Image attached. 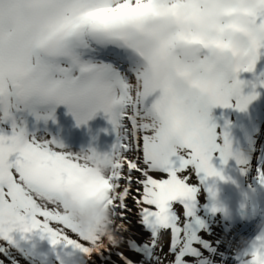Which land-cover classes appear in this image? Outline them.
<instances>
[{"label":"snow or ice","instance_id":"1","mask_svg":"<svg viewBox=\"0 0 264 264\" xmlns=\"http://www.w3.org/2000/svg\"><path fill=\"white\" fill-rule=\"evenodd\" d=\"M261 60L264 0H0V123L12 128L0 129V253L31 244L35 254L39 238L89 256L116 249L120 264H163L167 234L168 264H212L198 197L208 178L225 179L217 156L248 161L211 113L247 109L264 73L255 83L240 74L255 73ZM60 104L78 124L103 111L117 132L113 150L68 154L55 140H30L17 123L16 112L47 120L52 114L39 109ZM258 179L264 185V169ZM68 195L90 218L86 232L67 214ZM133 216L149 234L143 241ZM256 240L264 252V236Z\"/></svg>","mask_w":264,"mask_h":264},{"label":"rangeland","instance_id":"2","mask_svg":"<svg viewBox=\"0 0 264 264\" xmlns=\"http://www.w3.org/2000/svg\"><path fill=\"white\" fill-rule=\"evenodd\" d=\"M260 63H258V66ZM260 72L259 70H257ZM240 78L242 80H246V77L240 74ZM255 91L259 93L257 98L253 100L247 107L245 111H240L239 109L232 107V111L230 113H224L218 109V107H215L212 109V117L216 124L220 126V130L223 131L225 127H227V130L232 129L235 132V139L232 138L233 143L235 141L236 146L235 149L238 151H241L242 148L239 149L240 141L242 142L243 139L241 136H244V132L248 130L249 120L246 121V114L249 109H251L256 102V100H261L260 104H263L264 102V85L261 87H256ZM243 92L245 95H248L253 92V88L249 89L247 86L243 88ZM260 108H258L259 110ZM256 110V112L258 111ZM26 111V110H25ZM23 111V112H25ZM53 111H55L53 109ZM22 111L17 112L20 119V126L26 127L29 139H35L38 142H46V141H52L55 140L57 144L62 145V151L68 154L72 155H88L85 148L81 147L78 144H64L61 141L67 138V134L65 133L66 129L58 128L56 126V123L52 122V118H49L47 120L45 119H37L35 117L34 121H32V125L30 124L29 117H25L26 115H23ZM40 115L43 117L45 116V112L43 108L39 109ZM50 112V111H49ZM103 112V111H102ZM47 114V113H46ZM107 121L104 122V126L106 127L107 132L112 135L110 136L107 141H113L114 145L117 142V132L114 130L113 125L109 121V117L106 116ZM58 122V121H54ZM127 123V122H126ZM246 127V130H245ZM255 126L253 125V128ZM2 129V127H0ZM61 130L60 133H57V130ZM257 136L260 135V138H262L261 141H258L255 137V139L252 141L250 140V145L252 147L251 153H250V162L248 169H246L245 174L248 179V181H251L253 184H256L258 181V170L264 169V128L260 127V129L257 132ZM239 141V143H238ZM255 142V143H254ZM113 145V146H114ZM113 150V149H112ZM111 150V151H112ZM102 151V150H101ZM110 151V152H111ZM216 164L224 168L225 164L221 162V160L218 158V156L214 159ZM192 183H197L196 178L193 176ZM210 186L208 179L204 184V187L202 189V192L200 196L198 197L197 201V212L196 215L200 217L207 225V232L201 233L203 238L208 239L212 242L213 248H214V254H210V258L212 261V264H235L234 255L238 253L239 250H241L245 245V241H250L248 238L249 233L254 229L256 223L258 220L254 221L252 220V214L249 213V210L244 211L245 213L241 215V217L237 220L231 221V223L227 222L226 219V213L224 208V202L227 197H229V194L227 191H223L222 193H217L215 198L212 197L211 193L208 192V187ZM131 203V202H130ZM214 204L219 205L223 210L219 212H213L212 206ZM177 211L181 214L183 217V209L177 205ZM133 226H137L141 228L142 232L145 233L143 236L142 234H139L137 237L138 242L143 241L148 237V233L143 230V228L136 224V217H131ZM119 222V221H118ZM249 224L250 228H248L246 225ZM244 228L245 233L240 235L239 230ZM249 229V231H247ZM141 232V233H142ZM229 232L230 234H228ZM238 232V233H237ZM210 233V235H209ZM161 243L163 245V252L158 253L162 257L163 264H168V262L172 259L170 255H168V246L170 244V236L164 235ZM0 245H5L6 243L0 242ZM72 249V248H71ZM74 251H78L73 249ZM10 252L19 257L21 255L20 251L16 250L15 248H12ZM116 252V249L112 250V253ZM111 253V254H112ZM29 256H33L34 254L29 253ZM111 254L104 253L101 255H97L96 253H93L91 256L86 255L82 252L81 262L77 261L76 263H65V264H103L104 260H107L110 258ZM207 255V253H205ZM52 256V255H50ZM52 257H47L44 260L37 261L36 264H60L57 262V259L55 260ZM0 259H3L5 261V264H10L6 258L2 256L0 253ZM134 261H139L141 257L139 255H134L131 257ZM79 262V263H78Z\"/></svg>","mask_w":264,"mask_h":264},{"label":"bare ground","instance_id":"3","mask_svg":"<svg viewBox=\"0 0 264 264\" xmlns=\"http://www.w3.org/2000/svg\"><path fill=\"white\" fill-rule=\"evenodd\" d=\"M129 76H130L131 81L134 83L135 82L134 75L129 73ZM260 103H261V100L257 99L253 107L247 111V114L245 117L246 121L249 120L248 125H246L248 127V130L243 133L245 134L244 136H241L243 141L242 142L240 141V145L238 147L239 149L242 148V150L239 152L243 153L245 159L248 161V164L246 166L240 165L242 172H245L246 169H248L249 162L251 161L250 153H251L252 147L250 145V140L253 141L255 139L260 127H262V129L264 128V102L263 104H260ZM45 107H47V109L45 110V112H42V113H44V115H48L49 113H51L52 122L56 123V126L60 125L58 126V128L66 129L64 134H67V138L62 140L61 141L62 143L69 144V145L78 144L81 147L85 148V150L87 151V154H90L92 150H95L96 152L103 154V153H108L113 149V145H114L113 141H107V139L112 135H110L107 132L106 127L104 126V122L107 121L106 119L107 115L104 112L102 111L98 112L92 119L88 120L87 123L85 124H78L76 116L71 111L64 110L62 113H58L57 111H53V105H47V106H44V108ZM258 108L260 109L258 110ZM256 110L258 111L256 112ZM23 115H26L25 117H29V120H30L29 122L32 125L33 123L32 121H34L36 116L29 111H26V114H23ZM20 116L21 115H19L18 118L16 116L18 125L21 124L20 119H19ZM54 121H58V122H54ZM253 125L255 126L254 128H253ZM56 130H57V133L61 132V130L59 129H56ZM245 130H246V127H245ZM256 139L258 141L262 140V138H260V135H258ZM227 222L231 223V221L230 222L227 221ZM246 226L250 228L249 224H247ZM245 230L244 228L240 229L239 230L240 235L243 233V231L245 233ZM133 231L136 233L142 234L143 236L145 235V233L142 232L141 228L137 226L133 227ZM247 231H249V229H247ZM227 233L230 234L229 232ZM0 242L6 243L4 241H0ZM23 248H24V251H20L19 249L15 248L21 253L19 257L13 255L11 252H9L7 255H5L4 253H1V254L4 258L7 259V261L10 264H16V262H18V264H36L37 261L39 260H44L47 257H52L50 256L49 253L45 252L42 249L35 250V254L33 256L32 255L29 256L28 250L25 244H23ZM70 248L71 247L67 249L72 250ZM120 250L124 251L130 258L136 255L135 253L130 252L126 245L123 246ZM75 253H76V256H75L74 261L81 262L82 252L78 250ZM115 253L116 252L112 253L109 259L104 260L103 264H120L119 257L116 256ZM57 262L60 263L58 259H57Z\"/></svg>","mask_w":264,"mask_h":264},{"label":"clouds","instance_id":"4","mask_svg":"<svg viewBox=\"0 0 264 264\" xmlns=\"http://www.w3.org/2000/svg\"><path fill=\"white\" fill-rule=\"evenodd\" d=\"M184 59L185 58L182 57L181 61L184 62ZM246 62L247 58L244 55H240L237 59L238 64H244ZM187 63L189 65H195L197 63V58H189L187 60ZM244 195L245 199L251 202L256 197V190L253 189L250 193L246 192ZM66 199L69 203L67 214L72 217L73 221L80 227L81 230L86 232L91 223L90 218L80 213L78 206L72 202V198L70 195L66 196ZM101 214L109 216V213L105 210H101ZM106 235H108L110 241H116V238L114 234L111 233V231ZM258 236H264V230H262ZM244 245L245 246L237 253L242 258H244V264H252L253 261H258L259 264H264V252H260L256 238L250 241H245Z\"/></svg>","mask_w":264,"mask_h":264}]
</instances>
